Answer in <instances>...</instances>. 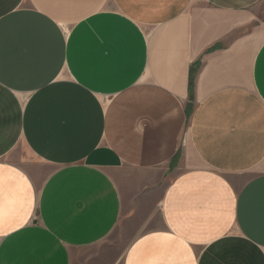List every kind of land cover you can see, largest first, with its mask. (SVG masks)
I'll use <instances>...</instances> for the list:
<instances>
[{
    "label": "crops",
    "instance_id": "0c3cea01",
    "mask_svg": "<svg viewBox=\"0 0 264 264\" xmlns=\"http://www.w3.org/2000/svg\"><path fill=\"white\" fill-rule=\"evenodd\" d=\"M0 264H264V0H0Z\"/></svg>",
    "mask_w": 264,
    "mask_h": 264
}]
</instances>
